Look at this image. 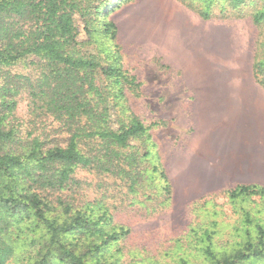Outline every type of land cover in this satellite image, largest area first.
Segmentation results:
<instances>
[{"label":"trees","instance_id":"1","mask_svg":"<svg viewBox=\"0 0 264 264\" xmlns=\"http://www.w3.org/2000/svg\"><path fill=\"white\" fill-rule=\"evenodd\" d=\"M128 1L0 0V264H117L101 255L104 246L130 232L125 225L114 226V197L123 194L130 202L139 193L158 206L173 203L154 135L168 122L154 117L147 124L127 96L144 97V92L126 66L146 63L130 64L118 40L112 14ZM226 2L232 9H252L259 28L253 73L264 87V0ZM101 38L108 48H86ZM22 61L33 70L13 71ZM20 94L27 96L33 116L25 129L16 114ZM37 117L56 123L51 128L57 137L49 126L36 134ZM94 177L104 180L97 184ZM155 179L163 184L158 187ZM88 185L94 195L86 193ZM116 186L121 190L115 194ZM223 193L233 199L264 195V187L238 185ZM203 200L208 199L190 204ZM23 226L34 234L23 239L25 245L35 250L17 259L16 233ZM207 250L217 264L264 259V226L229 255L218 258Z\"/></svg>","mask_w":264,"mask_h":264},{"label":"crops","instance_id":"2","mask_svg":"<svg viewBox=\"0 0 264 264\" xmlns=\"http://www.w3.org/2000/svg\"><path fill=\"white\" fill-rule=\"evenodd\" d=\"M112 18L130 64L160 63L179 80L164 95L174 115H160L177 130L160 143L173 200L264 187V87L241 26L179 0H130Z\"/></svg>","mask_w":264,"mask_h":264},{"label":"rangeland","instance_id":"3","mask_svg":"<svg viewBox=\"0 0 264 264\" xmlns=\"http://www.w3.org/2000/svg\"><path fill=\"white\" fill-rule=\"evenodd\" d=\"M185 1L199 10L208 11L214 19L240 25L249 50L254 54L259 28L253 21L251 8L242 6L232 9L226 0ZM241 14L243 16H239ZM79 23L80 38L84 39L87 35L82 29L81 22ZM97 45H89L86 48L89 50L93 47L108 48V43L102 38ZM126 68L136 74L144 92V97H137L128 92V100L135 112L146 120L147 124L154 121L152 120L154 117H163L160 116L161 113L174 115V108L169 109L166 106L164 96L169 91H173L172 87L179 86V80L173 72L154 63H140L135 68L131 65ZM32 70V65L28 61H22L13 67V71L21 73ZM16 114L24 123L23 129L28 126L27 121L33 119L29 113L28 98L25 94L19 95ZM46 120L45 117L35 119L38 128L36 134L43 132L46 126H49L47 131L57 137V132L51 128L56 126V123ZM172 126L152 131L159 145L161 142L164 144L167 141L171 142L170 139L177 131L173 130L175 127ZM94 179L97 184H101L104 180L101 177ZM155 184L160 187L163 181L155 179ZM118 190L121 189L116 186L114 193H118ZM85 191L90 196L94 195V189L90 185L86 186ZM138 194H134L130 202L123 194H119L118 198L114 197L113 200L115 208H112L111 212L114 215V226L125 225L130 232L124 239L104 246L101 255L110 261L117 260V264H217L216 259L208 253L209 247L218 258L229 255L243 245L248 234L254 238L259 233V227L264 226V195H241L233 199L228 193H220L207 197V201L203 200L195 204L187 205L173 200L169 205L158 206L155 200H149ZM16 234L20 235V239L16 242L17 259L19 255H26L29 258L35 249L25 245L23 239L34 234L26 226ZM241 264H264V259L251 258Z\"/></svg>","mask_w":264,"mask_h":264}]
</instances>
